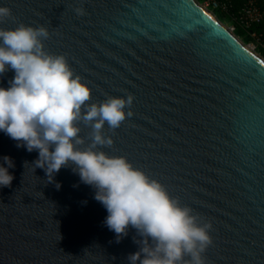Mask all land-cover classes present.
<instances>
[{"label": "water", "instance_id": "95a60500", "mask_svg": "<svg viewBox=\"0 0 264 264\" xmlns=\"http://www.w3.org/2000/svg\"><path fill=\"white\" fill-rule=\"evenodd\" d=\"M82 6L85 15L73 9ZM19 24L45 27L44 50L63 55L88 103L134 97L110 157H125L181 206L210 222L205 264H264V61L195 0H0ZM14 71L0 75L7 89ZM81 150L91 141L82 123ZM0 132V264H129L141 239L116 242L94 189L71 166L48 183L38 151ZM25 162L28 164L25 165ZM25 165V166H24ZM61 187L59 190L56 184Z\"/></svg>", "mask_w": 264, "mask_h": 264}, {"label": "clouds", "instance_id": "9594fccd", "mask_svg": "<svg viewBox=\"0 0 264 264\" xmlns=\"http://www.w3.org/2000/svg\"><path fill=\"white\" fill-rule=\"evenodd\" d=\"M73 11L77 16L86 14L82 6ZM9 18L11 10L0 7V23ZM48 38L43 26L21 23L13 30L0 29V75L14 71L10 86L0 88V132L16 141L17 148L38 151L32 165L45 172L48 183L62 167L71 166L106 209L104 225L115 233L117 243L129 228L136 231L141 239L133 242L139 250L127 257L129 264H205L204 253L212 245L211 223L201 222L191 208L181 206L125 157L98 150L112 147L104 125L114 132L132 117L125 109L131 108L134 97L88 103L90 89L74 75L66 58L44 50ZM80 123L91 128V142L82 150ZM2 160L7 167L0 165V187H10L14 177L8 169L14 162L7 156ZM60 187L57 183V190Z\"/></svg>", "mask_w": 264, "mask_h": 264}, {"label": "built area", "instance_id": "2783aa9c", "mask_svg": "<svg viewBox=\"0 0 264 264\" xmlns=\"http://www.w3.org/2000/svg\"><path fill=\"white\" fill-rule=\"evenodd\" d=\"M201 3L214 17L216 11L228 16L230 23L226 28L234 34L236 28L240 27L249 38L246 47L253 53L257 50L260 55L264 54V3L260 5L259 0H243L237 11H234L233 0H201ZM261 56L264 61V55L263 58Z\"/></svg>", "mask_w": 264, "mask_h": 264}, {"label": "trees", "instance_id": "16d2710c", "mask_svg": "<svg viewBox=\"0 0 264 264\" xmlns=\"http://www.w3.org/2000/svg\"><path fill=\"white\" fill-rule=\"evenodd\" d=\"M260 1V5H263L264 3V0H259ZM201 2V0H200ZM243 0H233V5H234V11H237L239 9V7L241 6ZM217 12V13H216ZM214 13L215 17L220 20V21H223V22H226L227 24L230 23V19L228 18V16L224 15L223 13L219 12V11H216ZM234 35L238 38H240V40L246 44L249 42V38L245 35V33L241 30L240 27H237L235 32H234ZM261 55L263 56L264 54L261 53Z\"/></svg>", "mask_w": 264, "mask_h": 264}, {"label": "rangeland", "instance_id": "374dc122", "mask_svg": "<svg viewBox=\"0 0 264 264\" xmlns=\"http://www.w3.org/2000/svg\"><path fill=\"white\" fill-rule=\"evenodd\" d=\"M200 6H202L203 7V5H202V3L200 2V0H195ZM215 13V12H214ZM217 13V12H216ZM211 14V13H210ZM212 15V14H211ZM214 17V16H213ZM217 19V18H216ZM217 21H219L224 27H227L228 26V24L226 23V22H223V21H220V20H218L217 19ZM246 45H248V44H246ZM250 46V45H249ZM251 47V46H250ZM255 52H256V54L257 55H259V56H261L259 53H257L258 51L257 50H255ZM254 52V53H255ZM262 57V56H261ZM263 58V57H262Z\"/></svg>", "mask_w": 264, "mask_h": 264}, {"label": "bare ground", "instance_id": "6f19581e", "mask_svg": "<svg viewBox=\"0 0 264 264\" xmlns=\"http://www.w3.org/2000/svg\"><path fill=\"white\" fill-rule=\"evenodd\" d=\"M200 6V5H199ZM202 9H204L205 11H207L204 7L200 6ZM208 12V11H207ZM209 13V12H208ZM210 14V13H209ZM211 15V14H210ZM213 17V15H211ZM214 19H216L215 17H213ZM217 20V19H216ZM246 46V45H245ZM250 50V48H249ZM251 51V50H250Z\"/></svg>", "mask_w": 264, "mask_h": 264}]
</instances>
